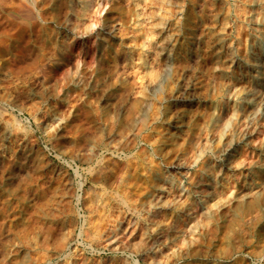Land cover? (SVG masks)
Segmentation results:
<instances>
[{"label": "rangeland", "instance_id": "1", "mask_svg": "<svg viewBox=\"0 0 264 264\" xmlns=\"http://www.w3.org/2000/svg\"><path fill=\"white\" fill-rule=\"evenodd\" d=\"M263 94L264 0H0V264H264Z\"/></svg>", "mask_w": 264, "mask_h": 264}, {"label": "bare ground", "instance_id": "2", "mask_svg": "<svg viewBox=\"0 0 264 264\" xmlns=\"http://www.w3.org/2000/svg\"><path fill=\"white\" fill-rule=\"evenodd\" d=\"M195 35L192 37V43H194V41H195ZM196 57V53H195V51H192L191 52V54H190V58L191 59H194ZM193 62V61H192ZM257 87V86H256ZM125 92V91H124ZM100 93V92H99ZM264 95V94H263ZM248 96H250V93H248L246 96H245V98H247ZM263 98V97H262Z\"/></svg>", "mask_w": 264, "mask_h": 264}]
</instances>
